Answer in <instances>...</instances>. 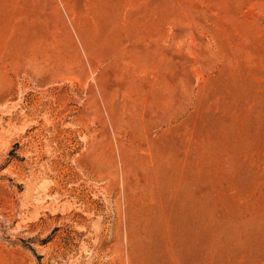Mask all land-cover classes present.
<instances>
[{"label":"rangeland","instance_id":"obj_1","mask_svg":"<svg viewBox=\"0 0 264 264\" xmlns=\"http://www.w3.org/2000/svg\"><path fill=\"white\" fill-rule=\"evenodd\" d=\"M215 233L264 264V0H0V264Z\"/></svg>","mask_w":264,"mask_h":264},{"label":"bare ground","instance_id":"obj_2","mask_svg":"<svg viewBox=\"0 0 264 264\" xmlns=\"http://www.w3.org/2000/svg\"><path fill=\"white\" fill-rule=\"evenodd\" d=\"M252 180H253V179H252ZM247 181H248V180H247ZM247 181H246V182H247ZM249 182H250V181H249ZM234 185H235V184H234ZM232 186H233V185H232ZM236 186H237V185H236ZM169 187H170V186H169ZM233 187H234V186H233ZM239 187H240V186H239ZM239 187H237V188H239ZM170 188H171V187H170ZM240 188H241V187H240ZM165 189H166V188H165ZM168 189H169V188H168ZM168 189H167V190H168ZM247 189H250V188H247ZM166 192H167V191H166ZM172 192H174V191H172ZM164 193H165V192H164ZM248 193H249V192H248ZM165 194H166V193H165ZM165 194H160V195H165ZM173 194H174V193H173ZM173 194H172V195H173ZM243 194H244V191H243ZM250 194H251V192H250ZM250 194H249V195H250ZM166 195H167V194H166ZM172 195H169V197L172 196ZM224 195H225V194H224ZM173 196H174V195H173ZM176 196H177V195H176ZM167 197H168V196H167ZM167 197H164V198H167ZM169 197H168V200H169ZM174 197H175V196H174ZM174 197H173V198H174ZM156 199H157V198H156ZM156 199H155V200H156ZM170 199H171V198H170ZM168 200H167V201H168ZM173 200H174V199H173ZM159 202H160V200H159ZM159 202H158V203H159ZM165 202H166V201H165ZM169 202H170V201H169ZM171 203H172V201H171ZM160 204H162V203L160 202ZM153 205L155 206V204H153ZM168 205H169V203H168ZM170 205H171V204H170ZM170 205H169V206H170ZM144 206H145V205H144ZM159 206H161V205L158 204V207H159ZM145 207H147V206H145ZM158 207H157V208H158ZM161 207H163V206H161ZM141 208H143V207H141ZM147 208H148V207H147ZM155 208H156V206H155ZM159 208H160V207H159ZM171 208H172V207H171ZM148 209H149V208H148ZM151 209H152V208H151ZM163 209H165V208L163 207ZM140 210H142V209H140ZM157 210H158V209H157ZM145 211H146V210H145ZM154 211H156V210H154ZM154 211L152 210V213H153ZM166 211H167V210H166ZM142 212H143V211H142ZM150 212H151V211H150ZM158 212H159V211H158ZM162 212H163V211H162ZM144 213H145V212H144ZM160 213H161V212H160ZM165 213H166V212H165ZM142 214H143V213H142ZM147 214L149 215V213H147ZM154 214H155V213H154ZM148 215H146V216H148ZM150 215H151V214H150ZM155 215L157 216L158 214H155ZM161 215H162V214H161ZM164 215H165V214H164ZM152 216H153V215H152ZM237 216H238V215H237ZM239 216H240V215H239ZM239 216H238V217H239ZM241 216H242V215H241ZM241 216H240V217H241ZM142 217H143V216H142ZM142 217H141L140 220L143 222L144 219H145V215H144V219H143ZM158 217H159V216H158ZM164 217H165V219H166V218H167V214H166V216H164ZM147 218H148V217H147ZM154 218H155V217L153 216V219H154ZM171 218H172V217H171ZM142 219H143V220H142ZM149 219H150V218H149ZM140 220H138V221H140ZM145 220H146V219H145ZM156 220H157V219H156ZM159 220H160V219H159ZM168 220H171V219H168ZM168 220H167V221H168ZM160 221H162V219H161ZM160 221H159V222H160ZM164 221H165V220H164ZM164 221H162V222H164ZM167 221H166L165 223H167ZM147 222H148V221H147ZM168 222H169V221H168ZM160 223H161V222H160ZM169 223H170V222H169ZM171 223H172V222H171ZM171 223H170V224H171ZM170 224H168V225H170ZM260 224H261V223H260ZM139 225H141V224H139ZM139 225H138V226H139ZM151 225H152V224H151ZM153 225H154V224H153ZM153 225H152V226H153ZM162 225L164 226V224L161 223V226H162ZM168 225H167V226H168ZM254 225L256 226L257 223L254 224ZM136 226H137V225H136ZM157 226H158V225H157ZM157 226L155 227V229L158 228ZM184 226H185V225H184ZM184 226H183V227H184ZM259 226H262V225H259ZM141 227H142V226H141ZM144 227H145V226H144ZM165 227H166V226H165ZM171 227H172V226H171ZM192 227H193V226H192ZM227 227H228V226H227ZM229 227H230V226H229ZM139 228H140V226H139ZM146 228H147V227H146ZM167 228H169V227H167ZM188 228H189V227H188ZM142 229H144L143 231H145V228H142ZM185 229H186V227H185ZM190 229H191V228H190ZM229 229H230V228H229ZM229 229H228L227 231H231V229H230V230H229ZM233 229H234V228H233ZM148 230L150 231V228H149ZM234 230H235V229H234ZM132 231H133V230H132ZM141 231H142V230H141ZM146 231H147V230H146ZM167 231H168V230H167ZM188 231H190V230H188ZM191 231H192V230H191ZM219 231H222V229L219 230ZM223 231H224V230H223ZM232 231H233V230H232ZM232 231H231L230 233H232ZM173 232H174V230H173ZM185 232H186V231H185ZM194 232H195V230H194ZM194 232H193V233H194ZM224 232H225V231H224ZM234 232H235V231H234ZM139 233H140V232H139ZM168 233H169V232H168ZM170 233H171V231H170ZM182 233H183V232H182ZM182 233H181V234H182ZM193 233H192V234H193ZM219 233H220V232H219ZM219 233H218V234H219ZM221 233H222V232H221ZM230 233L228 232V234H230ZM140 234H141V233H140ZM142 234H143V233H142ZM147 234L149 235V233H147ZM147 234H146V235L144 234V235L147 237ZM201 234H202V233H201ZM203 234H204V233H203ZM218 234H216V233L214 234L213 239H212L211 242H209L208 239L204 238V239H202L201 241H200V239H199V241H197V242H195V241L193 240L194 243H193V244L191 243V245H189V243H188L189 240L187 241V240L185 239V241H184V239H183L184 243L179 244L180 246H177V245L174 246V244H171V245H170V248H169V249H170V252H171V255H172V257H173V258H172V262H171V264H227L229 261L226 262V261H225V258H223V256H224L225 254H224L223 256H222L221 254H218L220 251H219V252H216V250H215L216 247H214V250H215V251L213 250L214 254L211 253L212 251L208 252L209 250L213 249V244H214V245L217 244V241L219 240V239L217 240V235H218ZM222 234H223V233H222ZM226 234H227V233H226ZM226 234H225V235H226ZM228 234H227V235H228ZM171 235H172V233H171ZM183 235H184V234H183ZM187 235H188V234H187ZM205 235H206V234H205ZM177 236H178V235H177ZM201 236H202V235H201ZM228 236H229V235H228ZM141 237H143V236H140V238H141ZM169 237H170V236H169ZM174 237H175V236H174ZM187 237H188V236H187ZM198 237H199V236H198ZM206 237H207V236H206ZM222 237H224V234H223V236L221 235V238H220V239H222ZM136 238H137V237H136ZM143 238H144V237H143ZM193 238H194V237H193ZM199 238H200V237H199ZM141 239H142V238H141ZM147 239H148V237H147ZM172 239H173V238H172ZM180 239H181V238H180ZM188 239H189V237H188ZM142 240H145V242H146V239H142ZM176 240H178V239H176ZM216 240H217V241H216ZM139 241H141V240H139ZM147 241H148V240H147ZM172 241H173V240H172ZM224 241H225V240H224ZM239 241H241V238H240ZM251 241H252V240H251ZM142 242H143V241H142ZM142 242H141V243H142ZM143 243H144V242H143ZM173 243H174V242H173ZM212 243H213V244H212ZM218 243H220V242L218 241ZM223 243H225V242H223ZM175 244H176V243H175ZM139 245H140V244H139ZM139 245H137V246H139ZM143 245H144V244H143ZM224 245H227V244L225 243ZM215 246H218V245H215ZM219 246H221V243H220ZM222 246H223V245H222ZM222 246H221V247H222ZM228 246H229V245H228ZM140 247H141V245H140ZM142 247H143V246H142ZM145 247H146V245H145ZM145 247H144V248H145ZM223 247H224V246H223ZM223 247H222V248H223ZM133 248H134V247H133ZM151 248H152V247H151ZM191 248H192V249H195V248H198V249H199V248H200L201 250L199 249V252L197 251V252H198V255H196L195 258L193 257V259H191V260L189 259V260H188L189 253L191 252V251H189V250H190ZM218 248H219V247H218ZM222 248H221V249H222ZM224 248H225V247H224ZM224 248H223V251L225 250ZM228 248H231V247L229 246ZM228 248H227V249H228ZM134 249H135V248H134ZM139 249H140V250H143V249H141V248H138L137 251H138ZM145 249H146V248H145ZM149 249H150V247H149ZM192 249H191V250H192ZM221 249H220V250H221ZM232 249H233V248H232ZM195 250H196V249H195ZM195 250H194V251H195ZM218 250H219V249H218ZM233 250H234V249H233ZM149 251H150V250H149ZM152 251H153V250H152ZM206 251H207V252H206ZM225 251H226V250H225ZM138 252H139V251H138ZM142 252H143V251H142ZM192 252H193V251H192ZM140 253H141V252H140ZM152 253H153V252H152ZM156 253H157V252H156ZM215 253H216V254H215ZM220 253H221V252H220ZM222 253H223V252H222ZM224 253H226V252H224ZM228 253H229V252H228ZM233 253H234V252H233ZM233 253H232V254H233ZM141 254H142V253H141ZM232 254H231V250H230V257L234 255V254H233V255H232ZM151 255H152V254H151ZM156 255H157V254H156ZM138 256H139V255H138ZM234 256H235V255H234ZM234 256H233V257H234ZM136 257H137V256H136ZM141 257H142V256H141ZM144 257H145V256H144ZM146 257H147V256H146ZM150 257H151V256H150ZM225 257H226V255H225ZM227 257H229V254H228ZM227 257H226V258H227ZM230 257H229V258H230ZM137 258H138V257H137ZM229 258H228L227 260H229ZM139 259H140V258H139ZM141 259H142V258H141ZM141 259H140V260H141ZM144 259H147V258H143V261H144ZM151 259H152V258H151ZM153 259H155L154 262L156 263V262H157V259L159 260V257L157 256V259L153 257ZM148 260H149V259H148ZM143 261H142V262H143ZM152 261H153V260H152ZM159 261H160V260H159ZM137 262H138V259H137ZM146 262H147V261H146ZM146 262H145L144 264H146ZM148 262H149V261H148ZM150 262H151V261H150ZM161 262H162L163 264H165L163 261H161ZM139 263H141V262H139ZM155 263L152 262L151 264H155ZM141 264H142V263H141ZM149 264H150V263H149ZM230 264H232V263H230Z\"/></svg>","mask_w":264,"mask_h":264}]
</instances>
